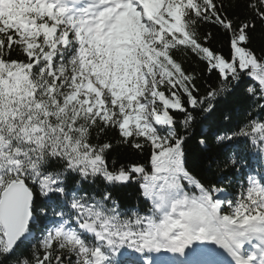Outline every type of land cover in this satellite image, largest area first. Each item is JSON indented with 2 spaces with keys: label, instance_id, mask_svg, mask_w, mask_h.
Segmentation results:
<instances>
[{
  "label": "snow or ice",
  "instance_id": "6c2138e0",
  "mask_svg": "<svg viewBox=\"0 0 264 264\" xmlns=\"http://www.w3.org/2000/svg\"><path fill=\"white\" fill-rule=\"evenodd\" d=\"M241 88L205 182L193 126ZM0 264H264V0H0Z\"/></svg>",
  "mask_w": 264,
  "mask_h": 264
},
{
  "label": "trees",
  "instance_id": "16d2710c",
  "mask_svg": "<svg viewBox=\"0 0 264 264\" xmlns=\"http://www.w3.org/2000/svg\"><path fill=\"white\" fill-rule=\"evenodd\" d=\"M238 10L239 9H237V11ZM201 30H211L215 37L212 41V47L221 49L223 54L227 55L228 47L224 42L225 38L223 34L218 28H214L210 25H205ZM184 67L188 71H194L200 74L201 79L200 81H198V83L201 86L202 93L206 90V85H216L217 74L215 72L208 74L205 71L204 65L199 63L194 57L190 56L185 61ZM247 107L248 102L246 101L241 88L238 89L234 95L228 96L226 100H221L217 112L213 113L206 120H201L198 116L197 123L193 126V134L186 145L187 166L190 170H193L194 174L198 175V178L203 179L205 182L215 183L218 177L221 175V172L216 168L215 165H213L211 168L207 167V161L205 160V157L213 156L223 159L225 155V151L218 148L212 142L211 138V134L215 132L216 128L222 123V112L224 110H228L234 115H237L240 120H243L245 118ZM176 118L177 120H179L182 119V116L177 115ZM202 129H205L208 134L207 150L198 143L201 138L200 133ZM111 155L117 158L118 163H128L132 160H135L139 163H144L146 159V154L145 156L130 155V153L124 149H119L116 152H113ZM219 186L224 187L229 193L232 194H235V192L238 190L236 185L229 186L227 181ZM113 195L120 201L121 206H135L137 204L138 185L133 183L129 184L127 187H119L118 189L113 191ZM24 250H27V246Z\"/></svg>",
  "mask_w": 264,
  "mask_h": 264
}]
</instances>
